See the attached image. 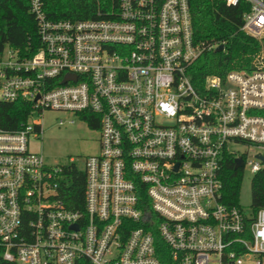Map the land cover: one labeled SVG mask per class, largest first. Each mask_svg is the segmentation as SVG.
Here are the masks:
<instances>
[{
    "label": "built area",
    "instance_id": "2783aa9c",
    "mask_svg": "<svg viewBox=\"0 0 264 264\" xmlns=\"http://www.w3.org/2000/svg\"><path fill=\"white\" fill-rule=\"evenodd\" d=\"M222 1L248 5L242 31L264 38V0ZM29 2L39 46L0 49V105L27 108L16 130L0 117V264H264V208L251 221L224 204L221 180L227 155L244 177L264 169L263 58L194 80L218 47L196 41L189 0H119L82 21ZM47 112L98 125V152L58 166L32 151Z\"/></svg>",
    "mask_w": 264,
    "mask_h": 264
},
{
    "label": "trees",
    "instance_id": "16d2710c",
    "mask_svg": "<svg viewBox=\"0 0 264 264\" xmlns=\"http://www.w3.org/2000/svg\"><path fill=\"white\" fill-rule=\"evenodd\" d=\"M44 10L52 20L82 21L110 18L119 8V0H43ZM194 37L205 47L223 46L222 50L204 52L192 69L194 80L202 82L208 75L224 76L231 70H253L257 59L263 58L264 38L254 39L242 31L243 15L248 5L227 6L222 0H189ZM29 0H0V49L8 45L15 49L38 47V37ZM24 103L1 104L2 126L16 130L26 120ZM264 115V113H261ZM98 130V125H89ZM244 179L243 170L235 169V157L227 155L222 163L223 203L240 207L239 197ZM85 188L84 172L78 168L69 172L66 194L82 202ZM80 206V204H79ZM264 208V169L252 178L251 221Z\"/></svg>",
    "mask_w": 264,
    "mask_h": 264
},
{
    "label": "rangeland",
    "instance_id": "374dc122",
    "mask_svg": "<svg viewBox=\"0 0 264 264\" xmlns=\"http://www.w3.org/2000/svg\"><path fill=\"white\" fill-rule=\"evenodd\" d=\"M63 112H47L39 119L44 132L41 137L31 143V150L42 153L51 165L65 166L72 163L78 164L79 159L91 156L98 152L99 133L91 130L86 123ZM57 120L65 122L63 126L56 124ZM232 151L238 155L253 153L241 144H233ZM251 174H245L239 197L240 207L244 211L251 210Z\"/></svg>",
    "mask_w": 264,
    "mask_h": 264
},
{
    "label": "water",
    "instance_id": "95a60500",
    "mask_svg": "<svg viewBox=\"0 0 264 264\" xmlns=\"http://www.w3.org/2000/svg\"><path fill=\"white\" fill-rule=\"evenodd\" d=\"M222 49H223V46L222 45L217 48L218 51L219 50H222ZM259 158L264 162V157L259 156ZM243 166H244V160H243V158H237V159H235V169L236 170H239V169L243 168Z\"/></svg>",
    "mask_w": 264,
    "mask_h": 264
}]
</instances>
